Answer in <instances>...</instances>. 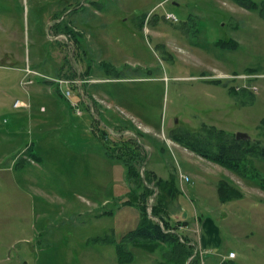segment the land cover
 I'll return each instance as SVG.
<instances>
[{"label": "rangeland", "instance_id": "rangeland-1", "mask_svg": "<svg viewBox=\"0 0 264 264\" xmlns=\"http://www.w3.org/2000/svg\"><path fill=\"white\" fill-rule=\"evenodd\" d=\"M57 2L0 0V264L117 262L106 237L119 242L140 219L125 204L124 164L108 153L120 140L143 144L142 175H174L176 194L155 190L150 214L162 199L174 224L212 216L238 261L264 264L258 180L173 140L214 144L240 132L264 149L259 12L240 0H72L62 13ZM249 158L264 176V157ZM223 179L243 197L220 201L214 188ZM136 192V202L146 194ZM163 247H132L130 264L161 261Z\"/></svg>", "mask_w": 264, "mask_h": 264}, {"label": "trees", "instance_id": "trees-1", "mask_svg": "<svg viewBox=\"0 0 264 264\" xmlns=\"http://www.w3.org/2000/svg\"><path fill=\"white\" fill-rule=\"evenodd\" d=\"M240 3L247 9L258 11L264 19V3L261 6L253 0H240ZM57 32L69 33L70 31L58 30ZM223 44L226 46L231 44V42ZM114 78L119 79V75H116ZM140 134H138V137H141ZM187 137L189 136H173V140L190 151L221 165L242 178L258 180L259 185L264 189V176L254 171L255 164L249 158L250 153L264 157L263 148H250L246 145V142L237 140L236 138H220L214 144L213 141L205 144V141L197 136L192 135L193 140H189L190 138L187 139ZM115 145H109L108 153L110 157L122 161L126 169V179L129 185L126 197L129 193L130 196L126 199L125 204L136 206L140 211V219L136 228L125 233L119 242L116 241L115 237L106 239L109 242L116 243L118 261L125 264L133 262L135 256L131 249L132 247L155 253L161 245L167 244L171 249L166 254L171 255L173 264H186L194 253V246L189 244L190 239L187 236L181 234L180 229L184 223L178 221L174 224L170 221L165 213L167 211V204L162 199H159L158 202L157 198H155L157 202L153 205L151 214L147 206L148 197L150 194L156 192L155 190L157 189L160 193H166L170 197L176 194L175 186H172L175 181L173 179L174 175H172L171 180L158 179L157 182L153 178V175L156 174L151 170L145 169L146 171L142 175L141 169L136 165L137 161L143 164L140 161L141 158L143 159L140 151L144 150V146L140 141L120 140ZM168 181L172 184L169 185ZM151 186L153 189L150 188ZM141 187L144 188L146 194L142 197L143 199L136 202L137 197L135 196L137 194L135 193ZM218 191L220 199L224 203L243 197L242 192L227 179L221 181ZM190 264H199V262L196 260Z\"/></svg>", "mask_w": 264, "mask_h": 264}, {"label": "crops", "instance_id": "crops-1", "mask_svg": "<svg viewBox=\"0 0 264 264\" xmlns=\"http://www.w3.org/2000/svg\"><path fill=\"white\" fill-rule=\"evenodd\" d=\"M57 1L58 2L55 4V7L57 9H61V13L67 12V11H69V12L72 11V9H70V4H71L72 0H66V1L65 0H57ZM58 22H60V21L58 20ZM96 135L98 137H100L97 133H96ZM101 139H103V138L101 137ZM104 140H105V138H104ZM30 149H33V146ZM192 153H194V152H192ZM194 154L198 155L196 153H194ZM198 156L201 157L202 159H205L204 157H202L200 155H198ZM185 159H187V158H185ZM190 161L191 160L188 158L187 163H190ZM151 171L154 172L155 174H157L155 171H153V170H151ZM188 173H190V172H187L186 174L188 175ZM214 189L216 191H218V189L216 187ZM122 193L125 194V191L123 190ZM210 194H211V192L204 194V195L210 196ZM217 197H219L218 199L221 201L219 193H217ZM170 219H171V216H170ZM181 229L183 231V235L187 236L190 239L189 244L194 246V248H193L194 252L197 249H201V250L208 252L207 257L204 260L205 264H245L241 261H238L239 255L235 249L227 247L225 245L226 242L224 240L222 226H220L218 224V222L212 216H206L203 218L198 217L193 222L188 221V223H184V225L181 227ZM229 229L236 230L238 232V227H236V226L231 225L229 227ZM190 233H192V234H190ZM113 237L114 236H107L106 239L107 238H113ZM108 244L114 245V247H115L116 257H117V259H116L117 262H115V264H125V263H120L118 261L116 243L115 242H108ZM162 246H164V247L161 249H164L165 251H164L163 256L161 255V257H162L161 261H155V262L151 261L149 264H173L171 255L166 254V251H170L171 247L167 244H163ZM231 252L236 253L235 258H229L228 257ZM198 261L200 264L201 261L200 260H198ZM126 264H130V263H126ZM186 264H189V259L186 262Z\"/></svg>", "mask_w": 264, "mask_h": 264}, {"label": "built area", "instance_id": "built-area-1", "mask_svg": "<svg viewBox=\"0 0 264 264\" xmlns=\"http://www.w3.org/2000/svg\"><path fill=\"white\" fill-rule=\"evenodd\" d=\"M168 17H171V16H168ZM65 81L61 82V83H64ZM71 94V91H67V95H70ZM20 103V101H17L16 104ZM183 177V180L185 179L186 181H189V178L188 176H182ZM208 255V252L204 251V250H201V249H197L195 250V254L193 255V258H197L199 259L201 262L200 264H205V259ZM229 258H235L236 257V253L235 252H231L228 256Z\"/></svg>", "mask_w": 264, "mask_h": 264}, {"label": "water", "instance_id": "water-1", "mask_svg": "<svg viewBox=\"0 0 264 264\" xmlns=\"http://www.w3.org/2000/svg\"><path fill=\"white\" fill-rule=\"evenodd\" d=\"M246 138H249V135L248 134H246V133H237L236 134V139L237 140H241V139H246Z\"/></svg>", "mask_w": 264, "mask_h": 264}]
</instances>
